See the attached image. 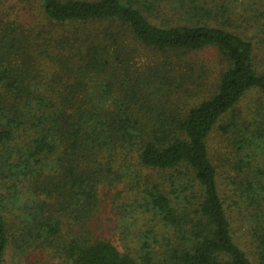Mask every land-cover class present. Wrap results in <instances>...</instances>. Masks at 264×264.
Segmentation results:
<instances>
[{
    "label": "trees",
    "instance_id": "16d2710c",
    "mask_svg": "<svg viewBox=\"0 0 264 264\" xmlns=\"http://www.w3.org/2000/svg\"><path fill=\"white\" fill-rule=\"evenodd\" d=\"M8 2L17 12L0 16V264H264V63L250 40L208 24L226 26L225 9ZM173 11L180 20L161 22ZM204 52L215 70L198 63ZM225 116L220 173L207 139ZM107 208L121 250L95 232ZM231 213L248 218L252 259Z\"/></svg>",
    "mask_w": 264,
    "mask_h": 264
},
{
    "label": "rangeland",
    "instance_id": "374dc122",
    "mask_svg": "<svg viewBox=\"0 0 264 264\" xmlns=\"http://www.w3.org/2000/svg\"><path fill=\"white\" fill-rule=\"evenodd\" d=\"M207 2L214 11H221V9L224 8L225 19H228L226 26L225 24L220 25L219 23L215 25L213 22H208V24L229 32L237 33L243 39L250 40L254 46V63L261 69L263 67L262 63H264V0H207ZM173 5L175 4H170V6ZM15 12L17 11L12 2L0 6V16H11ZM168 13L169 18H166V20L169 19V21H161L164 22V24L175 23L182 17V15H180L181 13L176 11ZM164 17L165 16H162L161 18ZM158 22L160 21H157V23ZM213 56L214 54L212 52H204L197 57V61L199 64H204V66L209 65V69L215 70V66L211 65V63L215 61ZM254 97V95L246 96L236 109L244 112L246 105H249ZM227 121L228 116L223 117L216 124L207 139L209 158L211 162L218 167V170L220 169V173L223 170V168H221L222 161L226 163L231 153V135L229 133L223 134L222 131L219 130V126L221 124H226ZM107 204H110V199L107 200ZM246 219H248L247 216L243 218L241 215L231 213L230 221L234 241L247 256L252 259L251 252L253 250L254 241L249 230V221H246ZM113 225L114 221L111 209L107 208L103 211L101 220L95 222L94 229L97 234L109 239L121 250L118 238L112 231Z\"/></svg>",
    "mask_w": 264,
    "mask_h": 264
}]
</instances>
